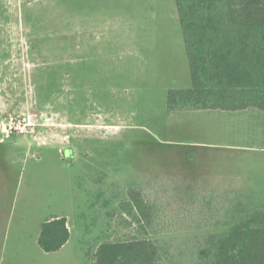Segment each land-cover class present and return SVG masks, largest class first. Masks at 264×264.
Listing matches in <instances>:
<instances>
[{"label":"rangeland","instance_id":"374dc122","mask_svg":"<svg viewBox=\"0 0 264 264\" xmlns=\"http://www.w3.org/2000/svg\"><path fill=\"white\" fill-rule=\"evenodd\" d=\"M191 84L175 0H0V124L36 122L0 135V264H91L100 244L137 234L121 214L132 189L160 203L201 179V194H233L221 222L197 230L206 214L176 199L155 237L168 248L263 205L264 111L168 114L169 90ZM57 216L71 236L46 252L41 228Z\"/></svg>","mask_w":264,"mask_h":264},{"label":"trees","instance_id":"16d2710c","mask_svg":"<svg viewBox=\"0 0 264 264\" xmlns=\"http://www.w3.org/2000/svg\"><path fill=\"white\" fill-rule=\"evenodd\" d=\"M175 4L192 84L169 90L167 113L249 108L264 111V0H175ZM201 181L189 179L193 188L185 191L186 198L169 195L160 203L132 189L121 203V214L137 234L100 244L91 264H264V203L241 208L236 205L232 222H224L226 229L195 236L194 244L183 241L185 244L168 248L165 241L155 239L166 231L161 222L163 212L171 210L178 198L183 205L180 211L190 217L192 210L198 211L199 219L206 214L210 224L194 221L197 224L191 227L196 230L213 226L215 220L221 222V216L232 206L233 194L219 188L201 194ZM164 185L167 183L162 180ZM181 196L191 208L182 203ZM178 218L186 219L184 214ZM70 236L68 218L57 216L43 223L38 243L44 251L55 252ZM171 253L179 257L177 262H172Z\"/></svg>","mask_w":264,"mask_h":264},{"label":"built area","instance_id":"2783aa9c","mask_svg":"<svg viewBox=\"0 0 264 264\" xmlns=\"http://www.w3.org/2000/svg\"><path fill=\"white\" fill-rule=\"evenodd\" d=\"M36 122L32 115L22 114L20 116H12L7 121L1 123V134L9 137L12 134H28L35 133Z\"/></svg>","mask_w":264,"mask_h":264},{"label":"crops","instance_id":"0c3cea01","mask_svg":"<svg viewBox=\"0 0 264 264\" xmlns=\"http://www.w3.org/2000/svg\"><path fill=\"white\" fill-rule=\"evenodd\" d=\"M0 135H1V128H0Z\"/></svg>","mask_w":264,"mask_h":264},{"label":"water","instance_id":"95a60500","mask_svg":"<svg viewBox=\"0 0 264 264\" xmlns=\"http://www.w3.org/2000/svg\"><path fill=\"white\" fill-rule=\"evenodd\" d=\"M0 128H1V124H0Z\"/></svg>","mask_w":264,"mask_h":264}]
</instances>
